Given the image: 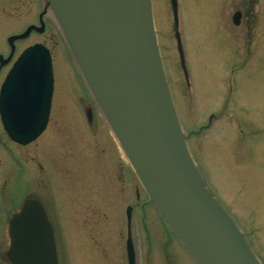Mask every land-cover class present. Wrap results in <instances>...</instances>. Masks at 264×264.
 <instances>
[{"label":"rangeland","instance_id":"rangeland-1","mask_svg":"<svg viewBox=\"0 0 264 264\" xmlns=\"http://www.w3.org/2000/svg\"><path fill=\"white\" fill-rule=\"evenodd\" d=\"M2 4L0 85L20 50L41 43L50 50L54 87L47 128L33 143L15 145L0 125V219L35 198L54 229L59 264H127L130 206L135 264H196L120 148L48 1ZM176 4L187 81L169 0H150L156 48L186 152L254 263L264 264V0ZM235 11L241 13L238 26L232 24Z\"/></svg>","mask_w":264,"mask_h":264},{"label":"water","instance_id":"water-1","mask_svg":"<svg viewBox=\"0 0 264 264\" xmlns=\"http://www.w3.org/2000/svg\"><path fill=\"white\" fill-rule=\"evenodd\" d=\"M47 1L66 23L75 50L85 59L109 110V122L119 132L151 189L141 181L142 184L165 219L155 197L163 200L198 258L183 244L197 264H256L231 219L205 191L186 152L156 48L150 0H124L128 24V49L124 54H115L105 42L88 0ZM170 4L177 28L176 0H170ZM231 19L238 25L240 13L235 12ZM174 36L186 77L177 30ZM69 47L75 59L70 44ZM52 91L49 50L42 44H33L17 57L0 87V122L10 140L26 145L42 133ZM130 218L128 207L126 255L127 264H134ZM8 238L9 264H58L53 229L38 200L26 199L11 216Z\"/></svg>","mask_w":264,"mask_h":264},{"label":"bare ground","instance_id":"bare-ground-1","mask_svg":"<svg viewBox=\"0 0 264 264\" xmlns=\"http://www.w3.org/2000/svg\"><path fill=\"white\" fill-rule=\"evenodd\" d=\"M90 5L92 6V9L97 17L98 24L102 33V36L105 40V42L110 46L112 51L115 54L122 53L124 54L127 47V36H128V24L126 20V11H125V4L124 0H88ZM49 8L52 11L55 19L59 23L63 34L66 36L68 43L70 44L76 62L82 72V75L84 79L86 80L94 98L99 103L101 109L104 111V113L108 116L109 110L105 104V101L101 95V92L97 86L96 81L94 80L85 59L82 57L81 53L78 52V50H75L74 46V39L72 35L70 34L68 27L64 20L62 19L58 9L53 5L49 4ZM109 118V117H108ZM112 125L113 123L110 122ZM47 128V126H46ZM45 128V129H46ZM114 130V135L123 151L125 156L127 157V160L129 161L130 165L133 167L135 172L137 173L138 177L141 179V181L147 186L149 189H151L147 185V180L144 178L142 170L137 166L136 162L132 158V154L130 150L125 146L124 142L122 141V138L119 134V132L115 129V126H112ZM44 129V130H45ZM43 133V132H42ZM41 133V134H42ZM40 134V135H41ZM39 135V136H40ZM156 205L158 206L160 212L163 214L165 219L168 221V224L172 227V229L175 231L176 235L180 239V241L185 244V246L189 249V251L193 254V256L198 260L195 253L191 249L186 237L183 235V233L180 231L176 223L174 222L171 214L169 213L167 207L165 206L162 199L159 197H155ZM199 262V261H198Z\"/></svg>","mask_w":264,"mask_h":264},{"label":"flooded vegetation","instance_id":"flooded-vegetation-1","mask_svg":"<svg viewBox=\"0 0 264 264\" xmlns=\"http://www.w3.org/2000/svg\"><path fill=\"white\" fill-rule=\"evenodd\" d=\"M12 0H9V2ZM10 4V3H8ZM7 4V5H8ZM2 7V8H1ZM0 7L1 10H4V8L6 6H4V4H2V6ZM40 28V27H39ZM45 28V27H44ZM43 29V28H42ZM9 52L12 53V56L14 55L15 49L13 48V46H8ZM11 56V58H12ZM90 120V118H89ZM32 198V197H29ZM27 198V199H29ZM35 199V198H33ZM26 199L23 200V202L20 204V206L18 207L17 210L15 211H8L7 213H4V215L1 216L0 219V260L4 263V264H9L8 259H7V250H8V245H9V238H8V222L9 219L11 218V216L16 213L21 205L24 203ZM37 200V199H36ZM42 205V204H41ZM43 207V206H42ZM5 212V211H4ZM53 228V227H52ZM54 230V229H53Z\"/></svg>","mask_w":264,"mask_h":264},{"label":"trees","instance_id":"trees-1","mask_svg":"<svg viewBox=\"0 0 264 264\" xmlns=\"http://www.w3.org/2000/svg\"><path fill=\"white\" fill-rule=\"evenodd\" d=\"M49 21H50V22H49ZM49 21H48V24H50V27L52 28V30L55 32V34H56L57 36L60 37V34H59V32H58V30H57L55 24H54L50 19H49Z\"/></svg>","mask_w":264,"mask_h":264}]
</instances>
